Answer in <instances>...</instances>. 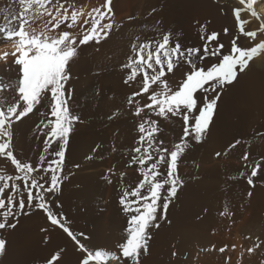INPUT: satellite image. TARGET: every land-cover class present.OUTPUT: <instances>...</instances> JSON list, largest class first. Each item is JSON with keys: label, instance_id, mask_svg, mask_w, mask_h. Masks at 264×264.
I'll use <instances>...</instances> for the list:
<instances>
[{"label": "snow or ice", "instance_id": "6c2138e0", "mask_svg": "<svg viewBox=\"0 0 264 264\" xmlns=\"http://www.w3.org/2000/svg\"><path fill=\"white\" fill-rule=\"evenodd\" d=\"M238 3L241 6L232 8L238 35L232 36L227 49L220 33H208L203 25V43L198 47L182 46L171 32L143 41L137 37L131 44V54L121 67L126 70L124 84L134 89L127 104L138 123L125 163L137 172V180L123 187L118 197L126 217L122 234L113 244L93 245L88 235L71 230L57 198L68 178L64 169L70 137L81 119L69 107L66 85L79 50L99 45L117 28L113 0H103L90 9L80 0H12L0 15V41L11 46L14 57L8 65L9 52L0 53L10 73L7 80L0 76V158L13 166L12 173L0 168V229L15 228L13 221L30 214L29 209L41 210L51 225L74 242L78 264H142V257L150 251L153 229L167 220L169 205L183 187L178 172L182 155L193 142L198 144L205 138L223 91L264 53V39H260L264 36V16L254 7L257 0ZM244 13L259 22L257 28H246L250 20L242 18ZM229 31L224 28V35ZM241 37L249 39L250 45H241ZM177 69L183 71L179 79H173ZM41 108L45 111L40 112L42 118L35 128L43 138V148L35 161L19 158L14 154L16 126ZM177 118L181 134L168 145L162 138V125ZM238 144L239 140L231 147ZM242 159L247 162L249 154L244 153ZM250 167L247 183L254 186L253 178L264 174V165L256 161ZM125 177L126 172L119 174L121 181ZM5 247L6 241L0 239V255ZM259 247L256 244L247 251ZM63 251L55 252L47 264H58Z\"/></svg>", "mask_w": 264, "mask_h": 264}, {"label": "bare ground", "instance_id": "6f19581e", "mask_svg": "<svg viewBox=\"0 0 264 264\" xmlns=\"http://www.w3.org/2000/svg\"><path fill=\"white\" fill-rule=\"evenodd\" d=\"M136 1L137 0H114L113 2L114 12L117 13L118 11L124 8L127 10L124 15H128L129 12H132V7L136 3ZM138 1L139 4L149 5L150 8V13H151L150 17L153 21L151 22L150 19L149 23L152 24L151 25L149 24L150 26L145 28V32L148 35V39L158 36V33L160 32H171L173 34V40L178 38L182 46L198 47L201 46L203 43L200 39V34H201L200 28L202 25L205 26L206 31L208 33L212 31H216L220 33V40L222 43L225 42L227 47L229 46L232 36L238 35L236 30L235 20L232 14L233 7L241 6L239 5L238 0H138ZM80 3L86 8L90 9L91 7L98 6L100 3H103V0H80ZM10 4H12V0H0V15H2L3 12H5L8 9ZM254 7L261 16H264V2H261V0H257V3L254 5ZM120 17L121 15L115 16V19L118 22V26L110 34L108 39L102 41L99 45L93 43L87 46H83L79 50L78 56L71 62L70 65L71 79L68 81L66 87L68 89L69 99L70 96L73 95L72 102L71 100L70 102L73 103L75 108L79 110V112H82V114L85 113L87 115L89 109L91 108L90 107L91 104H89L90 102H87V99L86 100L84 99L85 95L83 91L84 87L88 83H93V82L99 83L102 89V93L105 90L107 91L111 90L112 96L110 95L109 98H107L106 100L103 97V101L102 100L100 102L98 101L100 106L104 105L105 107H107V109L108 108L109 110L111 109V111L115 109L116 103L118 101L117 97L113 96V94L116 93L115 91L116 88L113 89L114 86L117 87L119 84H121L127 89L126 91L133 90V87H129L128 85L124 84L123 81L126 76V70L122 69L121 67L122 64L127 62V57L131 54L130 45H128V43H130V40H128V38H125L123 36L126 35L125 33H127V35H132L131 30L133 28L130 29L131 27L128 25L120 26L119 25ZM242 18L250 20V23L246 25L247 29L253 30L258 27L259 22L256 21L255 18H251L250 14L244 13L242 14ZM40 26L42 27V25ZM224 28H228L230 30L227 36L224 35L223 33ZM133 30H134V34L136 31H138L137 28H134ZM260 39H264V36H260ZM239 43L243 46H249L250 40L241 37ZM4 51L9 52V56L7 58V64L12 65L14 57H12L10 54L12 51L11 46L6 45L3 41H0V53ZM182 71L183 69H177L176 75L175 77H173V79H179ZM0 76H3L6 80L10 78V73L6 71V65L2 60H0ZM8 91L11 92V89H9ZM71 103H69L70 107H71L70 105ZM43 111H45V109L41 108L39 112H34L33 114H30V116L28 118H25L22 123L17 124L16 126L17 132L14 139L17 148L14 154H17L19 158L30 159L35 161L38 157L39 151L42 150L41 145L39 144L40 142L37 139L38 133H37V129L35 128V125L39 123L40 119L42 118L40 116V112ZM90 113H92V110L90 111ZM236 125L239 126L243 125L245 129L254 132L264 131V53L254 58V60L250 62L249 67L239 75L237 82H235L232 86L226 88L223 91L221 99L218 101L215 116L209 128V130L210 129L212 130L211 134L214 135V137L216 136L215 139H213V144L216 142L215 144L216 147L221 142H224L226 144V141L230 135L229 134L230 131L234 129ZM250 126H253V129H250ZM213 131L216 132V134H214ZM245 137L251 138L248 135ZM263 138L264 137H261L262 141ZM249 141L252 140L249 139ZM253 141L252 142L254 145V150H256L259 148L256 145H258L260 142L259 140L258 141L253 140ZM262 143L263 144L261 145V147H262V151L264 152V142ZM187 165H185V167ZM0 168L6 170L9 173L13 172V166H11L10 162L6 161L5 158H0ZM213 169L211 170L213 171ZM191 170L194 171V168ZM97 171L98 169L96 170V172ZM68 174L73 175L72 172H70L69 170L65 171L64 175L68 176ZM99 175H97V173H93L89 177L94 180L96 176ZM84 177H85L84 175L83 176L79 175V178L81 179H84ZM86 179L87 178L85 177V180ZM195 179L189 180V182L186 183V186L184 184L185 188L182 187L178 190L177 196L174 198L175 204L172 205L167 220L161 222L160 229L155 233L156 236L150 243L149 253L146 256L142 257V264H225L222 257H220L219 260H217L215 259V257L217 258L219 257V255L217 254V256L214 257V253L209 251H207V253L205 254L203 252L204 255L201 256L199 253H196V251L194 250L195 252L193 251L191 256L190 255L187 256V257L190 256L189 259L187 258L188 259L187 262L183 259V254H182L183 247L185 244L184 242H186L185 240L189 239V237H203L204 235L203 231L201 232L199 230L201 226H203L206 229L205 236L209 237L211 241L212 240L216 241V239L218 238V236L216 235L217 233L213 235L212 233L209 232V230H211L212 228L211 226L218 228L220 225L231 219L230 218L228 220L226 216L224 218L219 217L217 218V220L215 219L216 221L214 220L215 221L214 223H211L212 221L208 217L200 218L201 216L198 215L197 212L201 201L199 197L201 196V194H203L202 196H204L205 193L207 194V196H209L207 192H209L210 194L209 188L211 184L216 185L219 183L221 186L224 185L225 187L224 190H220L218 188L216 189L213 187L211 193H213L215 197H217V195L218 196L222 195V199L226 200V202L230 203L232 201L234 204L238 205V208H236L235 210V216H234L235 218L236 217L238 218L243 211L250 212L254 208L255 209L259 208L261 210L260 216H262V231L264 233V184L262 185L260 184L262 182H260L257 186H255L253 190H250V188L245 187L241 183L240 184L237 183V187H236L235 183L232 182H230V184L228 185L229 182L213 179L211 181V184L209 183V181L204 182L205 183L204 184L201 182L200 183L197 182ZM95 188L98 187L96 186ZM95 188L91 189V192L93 191V194H90L91 192L87 194L85 193L86 192L85 190L87 188H79L76 183L72 182V184L66 186L65 188L66 191L64 192L63 196L59 201L61 202L63 209L68 210L69 213H72L71 218L77 221L75 224H73L74 227L76 228L74 229L78 231H85V233L87 232L88 234L91 235L90 237L91 244L110 245L113 244L116 241V239L119 238L120 231L122 230L121 229L122 226L118 222L121 220L116 218V215L112 213L111 210L102 214L101 217L99 216L100 218L98 217L94 218L96 215L90 213V209H91L90 202L95 197H100L98 194H96ZM108 190L110 191V189ZM241 192H243L245 196L243 195V197L240 200ZM249 193H251V195H249ZM246 194L248 196V200H247L248 202L244 201L246 199L245 198ZM89 197L91 198L88 199ZM206 200L209 199L203 200L204 201L203 203L205 204L204 207L208 208L209 207L208 205L210 204L209 201ZM83 202H85L84 205H82ZM205 210L207 212V209ZM200 211L203 212V210L199 209V212ZM29 213L30 214L27 215H20L18 217L17 222L13 221L16 223L15 228L6 227L5 229H0V239H4L6 241L5 252L2 255H0V264H27L29 261H32L33 264L35 263L47 264V261L51 258V256L55 252L60 251L61 249H63L64 251L61 253V259L59 260L58 264H78L79 253L76 251V246L74 242L71 241V239L62 230L56 228L55 226L54 227L51 226L50 223L46 221V219L44 220V216L42 215L41 212H36L34 210L29 209ZM212 214L214 213H211L210 215ZM185 215H187L186 219H185ZM249 216H250L249 213L244 214V218L246 221L248 220ZM213 217L215 216L213 215ZM91 220H94L93 225L88 224V221ZM83 221L86 222L87 224H84ZM246 221L245 224H243L245 226L246 224H248L246 223ZM250 225H252L251 221H250ZM242 227L240 226V228ZM258 235H260V233ZM260 237L262 238L261 235ZM225 238L226 237H224V240ZM236 241H234V243ZM197 244L198 242L196 243V245ZM210 244L212 245V243ZM171 245L176 246V248L171 247ZM221 245H223V243ZM173 252L176 253L175 256H173ZM260 253L261 254L258 257L259 259L257 258L259 261L258 263L256 262V264H264V248ZM239 259L240 258H238V261Z\"/></svg>", "mask_w": 264, "mask_h": 264}, {"label": "rangeland", "instance_id": "374dc122", "mask_svg": "<svg viewBox=\"0 0 264 264\" xmlns=\"http://www.w3.org/2000/svg\"><path fill=\"white\" fill-rule=\"evenodd\" d=\"M113 2H114V0H113ZM142 7L143 8L145 7V8L143 9ZM148 8H149V5H141V4H139V1L137 0L136 3L134 4V6L132 7V12H129L128 15H124L127 11L124 8L121 9L120 11H118L117 13H115V16L121 15L120 20H119L120 26H127L128 25L131 27L130 29L137 28V30H138L134 34V30L132 29L131 30L132 35H127V33H125L126 35L123 37L128 38V40H130V43H128V45L131 46V44L133 42H136L137 37H140L141 41L148 39V35L145 32V28L149 27L152 24V23L151 24L149 23L150 19H151V17H150L151 13H150V8L149 9ZM130 17L132 19H129ZM120 21H121V24H120ZM152 21L153 20L151 19V22ZM223 43L226 45L225 42H223ZM226 48H227V45H226ZM86 86L83 89L84 95H85L84 99L85 100L87 99V102H90L89 104H91L90 105L91 108L89 109L87 115L85 113L82 114V112H79V110H77L75 108L73 103H71L73 95L70 96V99H69V103H71L70 104L71 107L69 106L70 109L75 114L79 115L81 119H80V122L75 124V131L72 134V136L70 137L68 150L66 153L64 174H65V171L69 170L70 172H72L73 175L68 174V176H67L68 178H67V180L64 181L65 184L64 183L62 184L61 192L58 194L57 198H58V200L61 199L64 192L66 191L65 190L66 186L69 184H72V182L76 183L79 188H87L85 190L86 191L85 193H87V194L91 192L92 188L94 189L97 186L98 188H95V192L100 197H95L94 199L91 200V202H90V208H91L90 213L96 215L94 218H97V217L100 218L102 216V214L111 210V212L116 215V218L119 219V217H120L121 221H119L118 223L122 226V228H121L122 230L120 231V235H121L123 232V229L126 227V217H125V214L122 212L121 207L118 203V197H119L120 191L123 187L131 186L137 180V172L134 171L133 168L126 167V163H125L127 158H128V151H129L130 147L133 146L134 140L137 136L135 126L138 123V118H135L133 115H131L130 106L127 104V98L134 89L132 91L131 90L126 91L127 89L121 84H119L117 87L114 86L113 89L116 88L115 89L116 93L113 94V96L117 97L118 101L116 103L115 109H113L111 111V109L110 110H109V108L107 109V107H105L104 105L103 106L99 105V102L101 100L103 101V97L105 100L107 98H109V96L111 95V90H109V91L105 90L106 92L104 91L103 92L104 94H103L101 86L97 82L88 83ZM70 100H71V102H70ZM91 110H92V113H90ZM110 116L112 117V119H109ZM179 121H180L179 119H176V121L174 120L172 122H163L162 138L165 139V142L168 145L175 143L177 141L179 135L181 134V124H180L181 122H179ZM250 129H253V126H250ZM211 133H212V130L211 129L208 130L205 138L203 139V141L201 143L197 144V143L193 142L191 144V146L188 149H186L185 153L182 155L181 160L179 162L178 172H179V175L184 182L183 188H185L186 183L189 182V180H192L195 178H196L195 180L199 183L200 182L204 183V182L209 181V183L211 184V181L213 179L229 182L228 185L230 184V182L235 183L236 187H237V183L238 184L241 183L245 187L250 188V190H253L255 188V186H257L260 182H262V183H260L261 185L264 184V179H263L264 174H258L257 177L253 178L254 179V186L249 185L247 183V176L250 175V171H251L250 166L253 165L256 161H261L262 165H264V152L262 151V147H261V145L263 144L262 142H264V138H263V141L261 139V137H264V131L254 132V131H250V130L245 129V127L243 125H241V126L236 125V127L234 129H232L229 133L230 135L226 141V144L228 146L224 142H221V143L219 142L220 144L217 145V147L215 145L216 142L213 144V139H215L216 136L214 137V135H212ZM213 133L216 134V132H214V131H213ZM246 134L251 138H246L245 137V136H247ZM37 139L40 142L39 144L41 145V148H43L42 147L43 142H41L43 138L38 135ZM249 139H251L252 141L253 140H256V141L259 140L260 143L259 142L258 143L260 145L259 144L256 145L259 148L254 150V145H253L254 141L253 142L249 141ZM237 140L240 141V144L236 145V147H234V148L231 147V145L234 144ZM98 142L100 145L98 144ZM223 144L225 145V147ZM14 145H15V150H16L17 147L15 144V140H14ZM218 146H220V147H218ZM113 148H115L116 151H113ZM94 149H95V151H94ZM40 152L41 151H39V153ZM217 152L221 153V155L217 156L216 155ZM246 152L249 154V160L247 162L242 159L244 153H246ZM88 156H91L92 159H87ZM187 163H188V165H187ZM77 164L80 165L79 168L75 167V165H77ZM110 164H112V165H110ZM185 165H187V166L185 167ZM101 166H102V168H101ZM202 166H203V168H202ZM193 168H194V171L191 170ZM213 168H215V169H213ZM97 169H98V171L96 172ZM110 169L112 170L111 172L109 171ZM185 169L186 170L188 169L187 170L188 172ZM211 169H213V171ZM209 171L212 173H210ZM121 172H126V177L124 178L123 181H121L119 178V174ZM93 173H97V175L100 174L99 176H96V178L94 179L95 181L89 177ZM241 173H244V175H241ZM79 175L80 176L84 175L87 179L85 180V177H84V179H81V178H79ZM88 177H89V179H88ZM197 178H198V180H197ZM108 179H111L113 182L111 184H109ZM204 180H206V181H204ZM184 184H185V186H184ZM88 187H89V189H88ZM213 187L216 189L218 188L220 190H224V188H225L224 185L221 186L219 183L216 185L211 184V186L209 188L210 194H209V192H207L209 196H207V194L205 193L206 196L205 195L202 196L203 194H201V196L199 197L201 200L200 204H199V209L203 210V212L200 211L201 212L200 213L199 209H198V212H197L198 215L201 216L200 218L208 217L209 219H211V221H212L211 223H214L217 220V218H219V217L224 218L225 216H226V218H228V220L231 218L234 221L230 219L229 221H226L225 223L220 225L218 228L211 226L212 228H211V230H209V232L212 233L213 235L217 233L216 235L218 236V238H217L218 240L216 239V241H214V240L211 241V239L209 237H206L205 236L206 229L203 226H201V228L199 230L201 232L203 231V234H204L203 237H189V239L185 240L186 242H184L185 244H184L183 253H182L183 259L187 262L189 257L191 256V254L195 250L196 253H199L201 256L204 255L205 253H207V251L214 253V257L217 256V254H218L219 257H217V258L215 257V259L219 260V258L222 257L225 264L226 263L227 264L228 263L229 264H235V263L236 264H256V262L258 263V261H259L258 257L261 254L260 252H262V250L264 248V245H263L264 244V239H263L264 233L262 231V216H260L261 210L259 208H256L257 210L254 208L255 210L253 209L250 212L243 211L238 218L237 217L235 218L234 217L235 216V210H236V208H238V205L234 204L231 200H230L231 201L230 203H232V204L226 202V200L222 199V195H220V196L217 195V197H215V195L213 193H211V190H213ZM101 188L102 189L104 188V189L102 190ZM227 188H228V186H227ZM108 189H110V191ZM239 191H240V189H239ZM90 194H93V191ZM243 195L245 196V194H243V192H241L240 200L243 197ZM208 197H210V198H208ZM90 198L91 197H89L88 199H90ZM245 198L246 199L244 201L246 202L248 200L247 194H246ZM205 199H209V200H206V201H209V204H210V205H208L209 206L208 208L204 207L205 204L203 203L204 202L203 200H205ZM84 204H85V202L82 203V205H84ZM173 204H175L174 198L169 205L167 217L171 211V207ZM108 207H109V209H108ZM205 209H207V212ZM225 209H227V212L225 211ZM31 210H34V209H31ZM34 211L41 212L42 215L44 216V220L46 219V221H48V223H50L49 220L47 219L46 215L43 213V211H41V210H34ZM61 211H63V213L67 216V221L69 222V227L71 228V230L74 231L75 233H80V232L75 230L76 228L74 227L73 224H75L77 221L75 219L71 218L72 213H69L68 210H65L63 208L61 209ZM28 212H29V210H28ZM211 213H214V214L210 215ZM215 213H216V215H215ZM246 213H249V215H250L247 221L244 218V214H246ZM213 215L216 218L213 217ZM186 217H187V215H185V219H186ZM258 217H259V219H258ZM236 219H237V221H236ZM245 221H246V223H248V224H246V226L243 225V224H245ZM250 221H251L252 225H250ZM255 221H258V222H255ZM15 222H17V221H15ZM93 222H94V220L88 221V224L93 225ZM121 222H123V223H121ZM83 223L87 224L84 221H83ZM50 225H51V223H50ZM51 226H53V225H51ZM240 226L241 227L243 226V227L240 228ZM244 227H245V229H244ZM255 227H257V228H255ZM56 228L60 229L59 227H56ZM247 228H248V230H247ZM159 229H153L152 239L150 240V243L155 238V236H156L155 233ZM234 229H236V230H234ZM255 229H257V230H255ZM60 230H62V229H60ZM245 230L247 232H249V231L250 232L247 233ZM81 232L85 233L84 231H81ZM259 233L262 236V238L260 237V235H258ZM85 234L90 237L89 234H87V233H85ZM224 237H226L225 238V240L227 239L226 241L224 240ZM238 238H239V240H238ZM195 240H197V241H195ZM229 240H230V242H229ZM219 241H221V242L223 241L222 242L223 245H221L222 243ZM231 241H233V242H231ZM234 241H236L237 243L236 242L234 243ZM240 241L242 242V244ZM82 242H85V241L82 240ZM197 242H198V244L196 245ZM208 242H209V244L212 243V245L210 244L211 245L210 246L208 244ZM213 242H215V243H213ZM232 244H234V245H232ZM239 244H240V246H239ZM256 244H259L260 247L256 248L253 252L249 253L247 251V249L250 247H253ZM205 245H206V247H205ZM218 245H219V247H218ZM237 245H238V248H237ZM171 247L176 248V246H172V245H171ZM215 247L217 248V250ZM185 248H187V249H185ZM218 248L219 249L225 248V251L220 252ZM189 249L192 251H190ZM203 252H204V254H203ZM245 254H246V256H245ZM188 255H190V256L187 257ZM235 257H237V258H235ZM176 258H177V256H176ZM238 258H240L239 261H238ZM27 264H33V262L29 261ZM35 264H37V263H35Z\"/></svg>", "mask_w": 264, "mask_h": 264}, {"label": "crops", "instance_id": "0c3cea01", "mask_svg": "<svg viewBox=\"0 0 264 264\" xmlns=\"http://www.w3.org/2000/svg\"><path fill=\"white\" fill-rule=\"evenodd\" d=\"M119 219H120V217H119ZM76 231H78V230H76ZM78 232H81V231H78ZM85 232V231H84ZM87 233V232H86ZM88 234V233H87ZM90 235V234H89ZM120 236V235H119ZM90 237H91V235H90Z\"/></svg>", "mask_w": 264, "mask_h": 264}]
</instances>
